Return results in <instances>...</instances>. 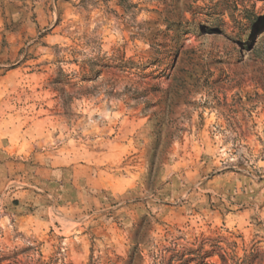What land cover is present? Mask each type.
Segmentation results:
<instances>
[{
  "label": "rangeland",
  "instance_id": "obj_1",
  "mask_svg": "<svg viewBox=\"0 0 264 264\" xmlns=\"http://www.w3.org/2000/svg\"><path fill=\"white\" fill-rule=\"evenodd\" d=\"M0 264H264V0H0Z\"/></svg>",
  "mask_w": 264,
  "mask_h": 264
}]
</instances>
